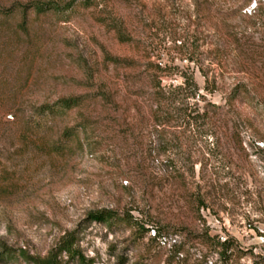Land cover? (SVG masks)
<instances>
[{"label": "rangeland", "instance_id": "obj_1", "mask_svg": "<svg viewBox=\"0 0 264 264\" xmlns=\"http://www.w3.org/2000/svg\"><path fill=\"white\" fill-rule=\"evenodd\" d=\"M32 1L0 0V264H264V0Z\"/></svg>", "mask_w": 264, "mask_h": 264}, {"label": "trees", "instance_id": "obj_2", "mask_svg": "<svg viewBox=\"0 0 264 264\" xmlns=\"http://www.w3.org/2000/svg\"><path fill=\"white\" fill-rule=\"evenodd\" d=\"M260 3V1L255 0L253 5V12H255V7L257 4ZM27 7H31L36 13H44L49 10H57V4L52 0H35L27 4ZM78 102V97H68L64 99H59L56 102L47 105L50 109L55 107L56 108H69ZM94 218L97 219H104L108 214H103L101 211H97L94 213ZM223 246L227 245V242H220ZM62 250L68 251L69 250V244L62 243L61 245ZM32 262L35 264H58V261L56 260L55 254H52V252H49L47 255L43 257H38L32 259Z\"/></svg>", "mask_w": 264, "mask_h": 264}, {"label": "built area", "instance_id": "obj_3", "mask_svg": "<svg viewBox=\"0 0 264 264\" xmlns=\"http://www.w3.org/2000/svg\"><path fill=\"white\" fill-rule=\"evenodd\" d=\"M220 239H222V241H223V240H225V237L224 236H220Z\"/></svg>", "mask_w": 264, "mask_h": 264}]
</instances>
